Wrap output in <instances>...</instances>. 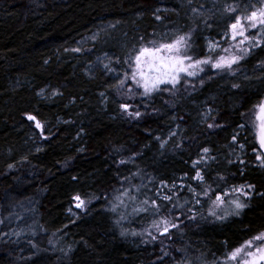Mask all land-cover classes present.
<instances>
[{"label":"trees","instance_id":"16d2710c","mask_svg":"<svg viewBox=\"0 0 264 264\" xmlns=\"http://www.w3.org/2000/svg\"><path fill=\"white\" fill-rule=\"evenodd\" d=\"M262 1L0 0V264H159V257L164 264H230L224 258L236 235L239 240L245 234L246 240L264 231V167L256 162L254 126L255 105L264 99L259 63L264 44L255 41L258 46L235 73L205 68L191 77L193 90L155 93L141 104L145 109L138 120L119 112V77L100 69L90 74L93 57L74 52L85 37L109 26L124 31L119 46L130 29L136 32L133 46L176 28L192 30L199 45L220 34L230 17ZM234 2L241 5L238 12H227L225 6ZM248 32L259 34L258 27ZM124 48L121 56L129 51ZM111 53L117 55L116 49ZM29 112L42 121V135L25 115ZM213 120L218 127L209 128ZM161 140L167 143L162 146ZM204 147L214 159L199 167L214 190L255 185L242 220L230 214L226 224L213 225L197 211L209 199L201 196L197 204L187 185L205 187L193 179L192 163L204 155ZM162 180L168 184L162 186ZM124 189L138 200L125 212L110 213L117 191ZM77 193L95 196L86 211L73 206ZM154 194L161 212L181 225L164 242L144 243V236L132 232L145 229L155 213L133 207L145 197L156 199ZM225 211L226 206L219 210L222 216ZM122 214L126 218L118 224ZM122 228L127 235H121Z\"/></svg>","mask_w":264,"mask_h":264},{"label":"snow or ice","instance_id":"6c2138e0","mask_svg":"<svg viewBox=\"0 0 264 264\" xmlns=\"http://www.w3.org/2000/svg\"><path fill=\"white\" fill-rule=\"evenodd\" d=\"M226 11L229 13H237L238 9L241 7L238 3H233L231 5H226ZM248 11L238 12L234 17H230V38L232 43L228 47H222L221 44L214 41H209V52L206 55L195 57L190 53L192 47V30L187 32L179 33L173 39H153L149 42H145L141 45L134 47L125 57L124 62L127 67L124 68L123 75L117 80V91L120 96L126 97L125 100L120 102V108L123 110L124 114L132 118L142 117V111L139 105H134L129 101L133 100L135 97H147L152 98L155 93L162 90L175 91V86L180 84L182 80L191 83L188 80L189 77L197 76L199 72H203L207 65H211L212 68L218 69L223 72L235 73L238 71L239 62L245 58V56L250 54L251 47L258 46L255 41L259 40L260 44H264V4L259 6H246ZM159 11V10H157ZM193 12L200 11L197 8L192 10ZM157 19H161L157 16ZM258 27V35L250 34L248 30L250 28ZM229 33L226 31L224 33V38L228 39ZM241 39H237V38ZM95 35L92 39H95ZM143 39V38H141ZM245 41L252 42L250 46L245 45ZM216 49H221L220 52H216ZM76 51H81L77 48ZM99 60V57L97 58ZM105 59L109 62L104 64V69L106 72L117 71L111 65V58L105 54ZM119 59V58H117ZM264 65V61L259 62ZM91 74V73H90ZM203 84V79L200 80ZM161 85H171V88L161 89ZM111 87V85H110ZM233 87L239 88V84H233ZM44 93V89L40 90ZM58 92L59 90H55ZM101 96L108 99L105 93H101ZM255 119L256 128L258 133V139L260 148L264 149V99L260 103L255 105ZM153 111H159L158 109H153ZM212 112L211 106L204 113V119L206 120ZM29 120L35 122L37 128L41 129L43 134L44 126L41 120L37 118L36 115L32 113H25ZM243 125H241L242 127ZM178 127V126H177ZM209 128L218 127V125L213 122L208 124ZM170 135H175V133H170ZM232 140H237V135L232 136ZM167 141L161 140V145L166 144ZM241 149L244 145H240ZM39 150V149H38ZM256 151V149H253ZM204 153L203 156L197 157L192 163L196 167L195 176L193 179L203 182L204 188H197L192 184H188V190L194 193L195 202L197 204L201 203L199 197H207L212 204L209 209L213 216H216V208L220 206H226L229 211L224 212L223 217H218L223 219L224 217L235 214L240 215L248 206V201L244 200L243 197H250L252 193L248 189H254L255 185L252 183H240L238 185L233 184L223 189L222 191H217L213 189V186L209 184L205 178L203 170L199 167L201 161H208L214 159L208 155L210 149L204 147L202 149ZM239 159V157H237ZM256 161L260 166L264 167V152L257 155ZM122 163L124 161H121ZM241 163L243 161L241 160ZM13 167V165H9ZM187 176L188 173H184ZM185 182L181 181L183 185ZM168 181H161V185H167ZM175 187V182L171 185ZM139 191V188H137ZM160 193V190L157 189ZM164 200L172 201L173 197L168 193H160ZM127 197V199H125ZM214 197V198H213ZM92 197H82L79 193L75 194L74 199L76 201L77 207H87V203L91 201ZM138 200V197L134 196L129 189H124L123 191H117L114 201L111 203V209L113 211H118L122 206L124 208L128 207L129 201ZM149 205L153 206L152 211L155 213V217L148 228L143 230H133V235L144 236V243L149 241L170 239L173 235L172 229L180 228L181 221L176 219L173 215L163 214L161 212L162 205L158 199L145 197V200L140 202L138 205L133 207L134 212H147L149 211ZM176 206L174 205V208ZM179 207H184L183 204ZM173 208V211H174ZM71 210V209H70ZM193 218H195L196 210L192 209ZM126 216L123 214L117 219L119 224L121 220L125 219ZM154 230V231H153ZM128 229L122 228L121 235H127ZM257 241L260 243L257 244ZM72 246L69 245L67 251L70 252ZM161 251L164 256L169 253L165 251L162 247ZM226 262L234 261L235 264H264V231L257 233L253 238L244 241L239 247L231 250L227 257H225ZM159 264H164V257L158 258ZM179 264H185V262H179Z\"/></svg>","mask_w":264,"mask_h":264},{"label":"rangeland","instance_id":"374dc122","mask_svg":"<svg viewBox=\"0 0 264 264\" xmlns=\"http://www.w3.org/2000/svg\"><path fill=\"white\" fill-rule=\"evenodd\" d=\"M261 4H264V0L262 1ZM237 15V14H236ZM231 23V22H230ZM230 23L227 25V27L221 31L220 34H217L216 35H213V36H216V37H213L211 39H205L203 41H200L199 40V45L197 44L198 42H196L194 39H193V36H192V47L191 49L189 50L191 54H193L195 57H199V56H203V55H206L208 54L209 52V41H214V42H218L219 44H221L222 47H228L230 43H232L231 41V38H230ZM250 29H254V28H250ZM249 29V30H250ZM248 30V31H249ZM120 30H117V27L116 26H109L107 28H102V30L100 32H96L94 34H91L87 37H85L78 45L77 47L74 49V52L76 54H79V55H82L83 53L84 54H88V55H91V57H93V59H91V62L88 64V72L91 73L93 70H97V69H100V70H103L105 71V73L107 75H110L112 78H116V77H121L123 75V69L127 67V64L125 63L123 65L122 68H118L117 67V63L119 62V59L120 57H125L134 47L138 46V45H141L143 43H145L143 41V39L138 43V44H135L132 46V41L135 39V35H136V32L132 29H130L128 31V33L126 35L123 36V42L125 43L124 46H119V39L121 38V36H119L120 34H123V32H120ZM228 32L229 33V37L228 39H225L224 38V33L225 32ZM182 32H187V30H184L183 28H176V29H167L166 31L164 32H160V33H157V38H152L153 39H156V40H161V39H173L175 38V36L179 33H182ZM95 35V39H92V37ZM155 35V33L153 34ZM238 40L241 39V38H237ZM249 41H245V45L246 46H249L248 45ZM126 45L129 46V51L124 55V56H121V53L123 52V50L126 52V48H124ZM116 49L117 51V55H112L111 52H113V48ZM77 48H80L81 51H76ZM124 48V49H123ZM221 49H216V52H220ZM93 52V53H92ZM105 54H107L108 57L111 58V65L117 69V71L115 72H106V70L104 69V64L105 63H108L109 61L107 59H105ZM99 57V60L97 59ZM124 60V59H123ZM205 68H209L213 71H219L218 69H215V68H212L211 65H207ZM119 71L122 73V75H119L117 76V73H119ZM191 77L188 78V80H190ZM179 85V87H178ZM175 86V93L177 92H186V91H190V90H193L195 88V85L191 82V83H188L187 81H184L182 80L180 82V84H178ZM172 86L171 85H161V89H166V88H171ZM160 91H158L159 93ZM166 92H169V93H172L174 91H167ZM119 93V92H118ZM161 93H165L164 90L161 91ZM174 93V94H175ZM119 95V107H120V102L125 100L126 97H122ZM155 95H153L154 97ZM152 97V98H153ZM152 98H147V97H140V96H137L135 97L133 100L129 101L130 103H133L134 105H139L141 111L143 112L144 109L142 108V105L141 104H144V106L147 104V103H143L147 100H151ZM143 109V110H142ZM119 112L122 116H124L125 118H129L131 120H138L139 118H132V117H128L126 114H124L123 110L121 108H119ZM31 123H32V126L35 128V130H37V132H39L40 135H42V132H41V129L37 128L36 125H35V122L31 120ZM256 119L254 120V126L256 125ZM255 129H256V141H257V147H258V150L255 152L256 155H258L259 153L261 152H264V149H261L260 148V144H259V139H258V133H257V128L255 126ZM257 157V156H256ZM257 162V161H256ZM258 163V162H257ZM248 191H250L252 193V195L250 197H243V199H251V197H253V194H254V189H248ZM156 195V199L158 197V194H154V196ZM144 201V200H143ZM129 202H134L135 201H129ZM128 202V203H129ZM92 203V201L88 202L87 203V207H77L76 206V201L75 199H73V206L78 209V210H82V211H86L87 208L89 207V205ZM136 205H138V203H136ZM149 207L153 208V206L149 205ZM212 207V204H211V201L209 200V203L204 206V205H201L198 207V210L200 212V214L202 215L203 219H204V222L208 223V224H226V222H228L229 220L227 219L228 216L224 217L223 219H220L218 217H223L222 214H220L219 210L223 207L220 206L219 208H216L215 211L217 213L216 216H213L211 214V212L209 211V209ZM127 211V208H124L119 210V211H113L112 209L109 210L110 213H119V212H125ZM148 212V211H147ZM244 214H245V211H242V213L240 214V216L238 217L237 220H242L244 218ZM152 222V221H151ZM151 222H148L147 226L145 228H148L149 225L151 224ZM233 223L232 221L229 223L231 224ZM216 227L219 229L221 226H213L214 229H216ZM154 231V230H153ZM257 235V233H255L254 235L252 236H249L246 240L250 239V238H253ZM244 237L245 234L243 235ZM236 240L234 242V246L230 247L227 251V255L225 257L228 256L229 252L233 249H235L236 247H239L241 244L244 243V241H246L244 239V237L242 239H239L238 240V236L236 235ZM157 241V240H156ZM161 241H165V239L161 240ZM152 241H149L148 243H151ZM155 242V241H154ZM239 242V244H238ZM260 242L257 241V244H259ZM225 259V258H224ZM230 264H235L234 261L232 262H229Z\"/></svg>","mask_w":264,"mask_h":264}]
</instances>
